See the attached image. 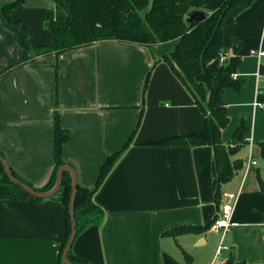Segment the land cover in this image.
I'll list each match as a JSON object with an SVG mask.
<instances>
[{
    "label": "crops",
    "instance_id": "obj_1",
    "mask_svg": "<svg viewBox=\"0 0 264 264\" xmlns=\"http://www.w3.org/2000/svg\"><path fill=\"white\" fill-rule=\"evenodd\" d=\"M13 1L0 0V7ZM52 2L26 0L13 15L27 27L31 47L53 42L47 29L56 16ZM223 45L229 57L241 59L236 77L245 84L223 94L230 123L222 140L232 147L242 122L247 134L231 158L242 167L221 185L217 207L214 148L164 145L206 128L191 93L161 61L176 42L142 47L101 41L16 66L21 51L0 16V152L14 172L38 188L51 180L57 111L71 138L64 160L86 189L95 187L105 160L131 142L94 195L103 223L76 236L73 253L87 264H212L221 233L167 232L208 227L227 201L235 207L226 235L232 255L244 264H264V113L256 106L264 101V56L251 55L264 51V0L224 28ZM217 69L209 65L197 81L210 89ZM66 230L58 198L0 199V264H59L57 240Z\"/></svg>",
    "mask_w": 264,
    "mask_h": 264
},
{
    "label": "trees",
    "instance_id": "obj_2",
    "mask_svg": "<svg viewBox=\"0 0 264 264\" xmlns=\"http://www.w3.org/2000/svg\"><path fill=\"white\" fill-rule=\"evenodd\" d=\"M258 0H54L56 16L47 24L52 43L31 47L28 42V29L21 21L15 20V11L24 5L26 0H15L0 7V16L8 31L17 39L21 51L20 61L16 64L25 65L29 61L48 55H63L70 51L84 48L101 41H118L132 43L138 46L152 47L158 44L176 42V48L170 56L161 61L166 62L192 95L205 119V131L192 134L188 137H176L164 145H186L192 147L211 146L214 148L213 159V190L217 207L222 201L221 185L231 181L236 171L242 167L239 161L232 162L231 158L245 144L247 128L244 122L235 131L233 146L223 143L222 131L229 125L228 107L223 101L226 89L240 91L245 82L238 79L237 71L241 64L239 57H229L222 62L221 55L227 54L224 45V28L249 9ZM192 11H205L210 17L202 23L196 22L190 27L185 19ZM228 55V54H227ZM218 65L217 76L213 79L210 89L197 81V78L209 65ZM9 70V69H8ZM7 70V72H9ZM6 72V71H5ZM149 76V75H148ZM147 76L144 88L149 81ZM54 172L51 180L42 188L23 180L16 171L12 170L23 184L31 186L40 193L50 192L56 186L57 176L61 167L67 166L63 157V146L70 141V133L63 129L57 111L54 117ZM134 136H132L131 140ZM131 142L110 157L102 165L94 188L86 189L78 185L76 193L75 211L77 236L90 228L91 225H101L105 212L95 201V193L103 185L106 177L115 168L120 156ZM264 160V143L260 145ZM0 155L1 152H0ZM3 156V155H2ZM0 199L25 200L35 198L23 188L13 184L7 177L6 171L0 162ZM261 191L264 193V181L259 178ZM59 191L53 196L61 200L66 212V234L59 238V264L64 263V250L71 235V214L69 207L72 193V176L65 171ZM52 198V197H51ZM42 200L39 198H35ZM217 218V217H216ZM215 218V219H216ZM214 219V220H215ZM213 220V221H214ZM208 227H178L167 233L177 237L180 233L193 231H208ZM70 264H87L79 256H75L73 248L68 254ZM223 264H244L237 262L232 253Z\"/></svg>",
    "mask_w": 264,
    "mask_h": 264
},
{
    "label": "water",
    "instance_id": "obj_3",
    "mask_svg": "<svg viewBox=\"0 0 264 264\" xmlns=\"http://www.w3.org/2000/svg\"><path fill=\"white\" fill-rule=\"evenodd\" d=\"M209 17H210V14H208L205 11H201V12L192 11L189 14H187L185 21L190 27H193L196 22L202 23L203 21L207 20ZM0 162L2 163L4 170L6 171L7 177L9 178V180L13 184H17L18 186L23 188L29 195H32L33 197L39 198V199H45V198L53 197L59 191V189L63 183L62 178H63L64 172L69 171L71 173L73 187H72V193H71L72 199H71V203H70V207H69V212L71 214L72 231H71L70 238L68 240L69 242H68V244L64 250V253H63L64 263L70 264V262L68 260V254L71 251V249L73 248V245L75 243V239L77 236L76 212H74V211H75V202H76L75 196L77 193L79 182H77V176H76L74 169H72V167H69V166L61 167V169L59 170L58 176H57V181H56L57 184H56L55 188L50 192L40 193V192L36 191L35 189H33L31 186L29 187L27 184H23L16 177L14 178V176L12 174V170L9 167V164L7 163L6 159L2 155H0Z\"/></svg>",
    "mask_w": 264,
    "mask_h": 264
},
{
    "label": "built area",
    "instance_id": "obj_4",
    "mask_svg": "<svg viewBox=\"0 0 264 264\" xmlns=\"http://www.w3.org/2000/svg\"><path fill=\"white\" fill-rule=\"evenodd\" d=\"M252 56H257V57H262L264 56V51H256L253 50L251 52ZM228 58L227 54H222L221 55V61L224 62ZM261 93L263 91H260ZM257 107H259L263 113H264V101L263 103H257ZM253 164H257L256 162H253ZM234 209L235 207L230 203V201L224 202L221 205V209L219 211V214L217 218L213 221V224L210 227V230L215 232V233H221L222 241L220 244V247L218 248V253L216 255V258L214 259V262L212 264H219V263H224L226 258L222 256L224 251H227L228 253H231V248L228 244H226V235L230 232L231 227L234 226L232 217L234 214Z\"/></svg>",
    "mask_w": 264,
    "mask_h": 264
},
{
    "label": "rangeland",
    "instance_id": "obj_5",
    "mask_svg": "<svg viewBox=\"0 0 264 264\" xmlns=\"http://www.w3.org/2000/svg\"><path fill=\"white\" fill-rule=\"evenodd\" d=\"M52 1H53V0H49V5H52V3H53ZM43 2H44V3H47L48 0H43ZM0 174H1V172H0Z\"/></svg>",
    "mask_w": 264,
    "mask_h": 264
}]
</instances>
